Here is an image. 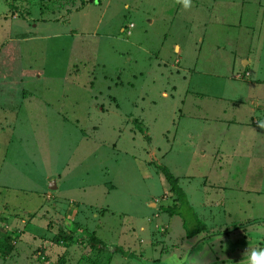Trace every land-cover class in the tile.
Wrapping results in <instances>:
<instances>
[{"label":"rangeland","instance_id":"obj_1","mask_svg":"<svg viewBox=\"0 0 264 264\" xmlns=\"http://www.w3.org/2000/svg\"><path fill=\"white\" fill-rule=\"evenodd\" d=\"M262 123L264 0H0V264H240Z\"/></svg>","mask_w":264,"mask_h":264},{"label":"trees","instance_id":"obj_2","mask_svg":"<svg viewBox=\"0 0 264 264\" xmlns=\"http://www.w3.org/2000/svg\"><path fill=\"white\" fill-rule=\"evenodd\" d=\"M163 173L170 185V191L176 196L177 199V204L170 208L169 212L172 215H177L179 218H181L180 220L185 231V236L187 238H192L195 235L203 232L205 230V225L197 218V215L194 213L186 199L184 191L178 185L177 180L169 173L167 169H164ZM233 224H238V222H234ZM234 226L237 227V225Z\"/></svg>","mask_w":264,"mask_h":264},{"label":"clouds","instance_id":"obj_3","mask_svg":"<svg viewBox=\"0 0 264 264\" xmlns=\"http://www.w3.org/2000/svg\"><path fill=\"white\" fill-rule=\"evenodd\" d=\"M179 2L184 9H188L191 6V0H179ZM260 127H264V123ZM170 264H174V262L170 261ZM240 264H264V247L245 249Z\"/></svg>","mask_w":264,"mask_h":264},{"label":"water","instance_id":"obj_4","mask_svg":"<svg viewBox=\"0 0 264 264\" xmlns=\"http://www.w3.org/2000/svg\"><path fill=\"white\" fill-rule=\"evenodd\" d=\"M51 184H52V185H51L50 187H51V188H55V184H54V182H51Z\"/></svg>","mask_w":264,"mask_h":264},{"label":"crops","instance_id":"obj_5","mask_svg":"<svg viewBox=\"0 0 264 264\" xmlns=\"http://www.w3.org/2000/svg\"><path fill=\"white\" fill-rule=\"evenodd\" d=\"M123 29H124L123 27H120V29H119V30H121V32H122V31H123ZM174 47L176 48L177 46H174ZM53 189H54V188H53Z\"/></svg>","mask_w":264,"mask_h":264}]
</instances>
